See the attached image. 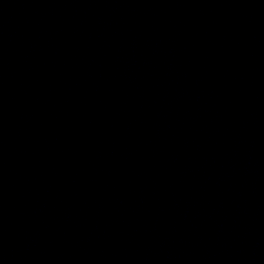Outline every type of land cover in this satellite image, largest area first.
Listing matches in <instances>:
<instances>
[{"label":"water","instance_id":"obj_1","mask_svg":"<svg viewBox=\"0 0 264 264\" xmlns=\"http://www.w3.org/2000/svg\"><path fill=\"white\" fill-rule=\"evenodd\" d=\"M0 264H264V0H0Z\"/></svg>","mask_w":264,"mask_h":264}]
</instances>
